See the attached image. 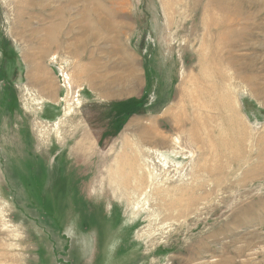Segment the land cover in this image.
I'll return each instance as SVG.
<instances>
[{
  "label": "rangeland",
  "instance_id": "obj_1",
  "mask_svg": "<svg viewBox=\"0 0 264 264\" xmlns=\"http://www.w3.org/2000/svg\"><path fill=\"white\" fill-rule=\"evenodd\" d=\"M22 1L0 0V264H264V0ZM201 77L207 152L179 113Z\"/></svg>",
  "mask_w": 264,
  "mask_h": 264
},
{
  "label": "bare ground",
  "instance_id": "obj_2",
  "mask_svg": "<svg viewBox=\"0 0 264 264\" xmlns=\"http://www.w3.org/2000/svg\"><path fill=\"white\" fill-rule=\"evenodd\" d=\"M24 1V0H23ZM22 1V2H23ZM19 2V1H18ZM10 3V2H9ZM46 3V2H45ZM44 7V6H43ZM22 9V8H21ZM20 10V9H19ZM27 11V10H26ZM44 11V10H43ZM43 11H42V13H43ZM17 12H18V10H17ZM16 12V13H17ZM18 15V14H17ZM33 16V15H32ZM36 17H38V16H36ZM67 20V19H66ZM59 21V20H58ZM57 21V22H58ZM33 23V22H32ZM59 23V22H58ZM66 23V22H65ZM35 24H36V22H35ZM67 26V25H66ZM50 27V26H49ZM65 28H67V27H65ZM62 31H64V30H62ZM54 32V31H53ZM64 33V32H63ZM62 33V34H63ZM72 33V32H71ZM54 34V33H53ZM73 35V34H72ZM68 37H70V36H68ZM49 43V42H48ZM57 53V52H56ZM26 55H27V53L26 52H23V53H20V56H21V58H22V61H23V63H25V64H27L26 63ZM27 66V65H26ZM214 71V70H213ZM35 72V71H34ZM43 72V71H42ZM104 73V72H103ZM211 74V73H210ZM199 75L200 74H198V77H199ZM202 75V74H201ZM214 75V74H213ZM26 79H27V82H29L30 80H31V78L32 77H30V68L28 67L27 68V71H26ZM215 76H216V73H215ZM224 76V75H223ZM197 77V78H198ZM217 77V76H216ZM212 80H213V78L212 77H210ZM218 78V77H217ZM209 81H210V79H208ZM207 80V81H208ZM215 81H216V79H214ZM222 81V80H221ZM217 82V81H216ZM230 82V81H229ZM212 83V82H211ZM218 83V82H217ZM220 84V83H219ZM215 86V85H214ZM217 86H218V84H217ZM216 86V87H217ZM222 86V85H221ZM220 86V87H221ZM189 87V86H188ZM192 87V88H191ZM191 88V89H190ZM190 91L188 92V94H187V97H188V99H187V101H185L186 103L185 104H183V105H181V106H179V110H180V108H182V109H186L185 110V112H183L184 113V119H187L188 121H189V123L191 124V127H192V130H191V133H192V135H193V137H195V138H197L198 139V137H199V135L201 136V138L200 139H202V141H204L203 143H201V145H199V148H198V151L199 152H207L208 151V149H207V147H206V145L207 146H210L211 144H213L214 143V138L213 137H216V139H217V132H219V129H218V127H217V125H213L212 123H214V122H210L212 119H210L209 118V115H208V113H213V112H211V111H213V109L214 110H216L217 108L220 110V107H222V98H221V100H220V96L218 97V99L216 100V102L215 101H213L212 100V98H213V95L215 94V88H213V85H209V82H206L205 81V77H201L200 78V80L199 79H196V80H193V82H192V84H191V86H190ZM219 91V90H218ZM184 92V91H183ZM182 92V93H183ZM184 95V94H183ZM40 99H41V97H40ZM42 100V99H41ZM179 101V100H178ZM225 108V107H224ZM177 110V109H176ZM172 111V110H171ZM175 111V110H174ZM178 112V111H177ZM221 112H223V111H221ZM179 113H181L182 114V111L180 110L179 111ZM175 114V113H174ZM221 114V113H220ZM177 115H179V114H177ZM223 115V114H222ZM221 115V116H222ZM225 115V114H224ZM182 116V117H183ZM225 117V116H224ZM181 119V118H180ZM176 120V119H175ZM200 120L202 121V120H204V122H200ZM223 120V119H222ZM221 120V121H222ZM226 120V119H225ZM175 122V121H174ZM232 122V121H231ZM233 123V122H232ZM175 124V123H174ZM215 124V123H214ZM224 123H222V125H223ZM179 125H180V123H179ZM226 125V124H225ZM189 126V125H188ZM229 126V125H228ZM235 128V127H234ZM154 129V128H153ZM231 129V128H230ZM230 131V130H229ZM228 131V132H229ZM235 131V130H234ZM225 132V131H224ZM227 132V131H226ZM236 133V132H235ZM147 134H148V132H147ZM151 134H152V132H151ZM234 135H236V134H234ZM228 136V135H227ZM229 136H230V133H229ZM163 137V136H162ZM170 137V136H169ZM230 139V138H229ZM243 137L242 138H238L237 140H236V147H237V151H238V148H241L242 147V143L244 142L243 140ZM169 140V139H168ZM218 141V140H217ZM138 142V141H137ZM197 142V141H196ZM220 142V141H219ZM124 143L126 144L127 143V141L126 140H124ZM156 143V142H155ZM235 143V142H234ZM219 145H217V147H219V149H217V150H220V148H221V151H222V153H224L225 154V152L229 149V147H230V150H232V144H231V142L229 141H227V142H224L223 140H222V142H220V143H218ZM146 145V144H145ZM179 145H180V143H179ZM193 145V144H192ZM160 146V145H159ZM162 146V145H161ZM251 146V145H250ZM125 147V146H124ZM234 148H235V146H234ZM190 149V148H189ZM258 149V148H257ZM143 150V149H142ZM150 150V149H149ZM160 150V149H159ZM159 150H154V151H152L151 150V152L152 153H154V156L156 157V160H159L158 162H160V160H161V163H162V165L161 166H166V163L168 162L166 159H165V157H163L162 155H160V154H162V152L160 151L159 152ZM164 152H167L166 150H163ZM242 152V151H241ZM130 154V153H129ZM223 154V155H224ZM188 155H189V158L190 159H192L193 157H194V150H191V151H189L188 152ZM214 156H215V154H214ZM217 156H218V154L216 155V160L218 161L219 159L217 158ZM120 158H119V160L121 159V158H123L124 159V157H122V156H119ZM128 157H132V155L130 154ZM225 157V156H224ZM126 158H127V155H126ZM166 158H168V157H166ZM223 158V157H222ZM226 158V157H225ZM228 158V157H227ZM238 158H239V156L238 155H236L235 157H231V158H229L228 159V161H230L231 163L232 162H238ZM128 159V158H127ZM130 159V158H129ZM171 159V158H170ZM131 160V159H130ZM133 157H132V163L131 162H126L125 163V166L128 168H126V170H129L130 172L131 171H133L132 170V168H134V162H133ZM143 160V159H142ZM208 161V160H207ZM257 161V160H256ZM116 162H118V161H116ZM124 164V163H123ZM122 164V165H123ZM206 164V163H205ZM116 165H117V163H116ZM121 165V164H120ZM121 165V166H122ZM228 165V164H227ZM118 166V165H117ZM120 167V166H119ZM231 167V166H230ZM229 167V168H230ZM117 168V167H116ZM116 168H115V170H116ZM146 168V167H145ZM122 168H119V170H116L117 172H119V174H121V172L123 171V170H121ZM147 170V169H146ZM218 171H220V170H218ZM114 172V171H113ZM124 172V171H123ZM126 173V172H125ZM129 173V172H128ZM139 173V172H138ZM226 173V172H225ZM152 174V173H151ZM212 174V173H211ZM224 174V173H223ZM131 174H128V176H130ZM135 175V174H134ZM148 175V174H147ZM146 175V176H147ZM119 176V175H118ZM220 176V175H219ZM141 177V176H140ZM140 177H139V180L140 181H142V182H144V175H142V177H141V179H140ZM114 180H115V178H114ZM118 180V179H117ZM138 180V181H139ZM147 180H149V178L147 179ZM151 180V179H150ZM136 181V180H135ZM152 181V180H151ZM150 181V182H151ZM127 182H128V177H123V181L121 180V182H120V184H123V186H125V185H127ZM146 182V181H145ZM154 183V182H153ZM119 184V183H118ZM121 185H119V187H120ZM184 186V185H183ZM171 187V186H170ZM213 187H214V189H215V187H218V183L217 182H214L213 183ZM123 188V187H122ZM127 188V187H126ZM176 188V187H175ZM197 189V190H196ZM217 189V188H216ZM147 190V189H146ZM173 191V190H172ZM195 191L196 192H198L200 195H198L197 197H195L194 195H192L191 196V198L189 197L188 198V200L186 201V203L184 204V205H182V206H180L181 207V210L179 211V214H181V216H187L189 213H191V207L190 206H193L194 204H196V203H198L199 202V200L200 199H202V198H204V196L203 195H205L203 192H205V190H204V187L202 186V185H198L196 188H195ZM210 191V190H209ZM172 193V192H171ZM193 194V193H192ZM210 194H211V192H210ZM163 206H165V205H163ZM171 207L172 206H168L167 208H169V209H171ZM174 211V210H173ZM160 213V212H159ZM188 217V216H187ZM173 218H175V216L173 217ZM177 219V218H176Z\"/></svg>",
  "mask_w": 264,
  "mask_h": 264
},
{
  "label": "crops",
  "instance_id": "obj_3",
  "mask_svg": "<svg viewBox=\"0 0 264 264\" xmlns=\"http://www.w3.org/2000/svg\"><path fill=\"white\" fill-rule=\"evenodd\" d=\"M136 71H137V69H133L132 70V73H135V75H136ZM129 75H131V72L128 74L127 73V76H129ZM134 76V75H133ZM118 77H122V74H120ZM114 79H116L117 80V78H116V76H114ZM122 87H123V85H122ZM122 87H120L117 91H116V93H115V95H120L122 92ZM105 89V88H104ZM102 93H103V95H102V97L103 98H107L108 96H110L111 94H113L114 92H111V90H108V91H102ZM100 96H101V93H100Z\"/></svg>",
  "mask_w": 264,
  "mask_h": 264
}]
</instances>
